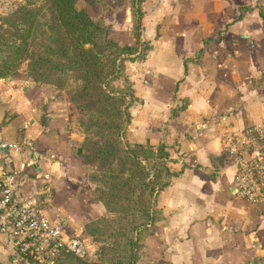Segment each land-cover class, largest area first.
Segmentation results:
<instances>
[{
    "label": "crops",
    "instance_id": "1",
    "mask_svg": "<svg viewBox=\"0 0 264 264\" xmlns=\"http://www.w3.org/2000/svg\"><path fill=\"white\" fill-rule=\"evenodd\" d=\"M261 6L264 0L140 2L139 38L151 48L127 64L128 138L165 143L177 172L157 197L163 218L144 239L140 264H264V200L238 195L223 148L226 130L264 121ZM122 14L112 36L134 44L132 13ZM79 116L51 84L24 72L0 78V133L34 143L7 166L30 175L23 191L40 192L52 219L85 235L84 223L104 208L86 194ZM4 258L0 245V264Z\"/></svg>",
    "mask_w": 264,
    "mask_h": 264
},
{
    "label": "trees",
    "instance_id": "2",
    "mask_svg": "<svg viewBox=\"0 0 264 264\" xmlns=\"http://www.w3.org/2000/svg\"><path fill=\"white\" fill-rule=\"evenodd\" d=\"M36 1L25 0L10 13L0 15V78L14 73L21 61L29 58L27 74L37 83L46 75L66 72L78 81L79 88L71 101L90 111L88 125L95 127L98 136L95 156H86L97 159L100 173L96 178L103 183L94 198L108 210L118 212L111 229L114 242L121 238L116 245L102 246L97 262L63 252L56 264H134L139 238L143 241L153 234L156 222L163 218L155 207L156 196L177 174L168 166L165 143L150 146L124 140L130 117L127 106L134 93L124 74L123 61L125 54H133L137 44L120 43L111 29L79 7L77 0ZM141 1L135 2L137 38ZM260 13L264 18V6ZM119 77L126 84L115 85ZM76 152L85 161L83 147L77 146ZM84 224L86 231L95 233L88 228L89 223ZM94 228L99 227L94 224Z\"/></svg>",
    "mask_w": 264,
    "mask_h": 264
},
{
    "label": "built area",
    "instance_id": "3",
    "mask_svg": "<svg viewBox=\"0 0 264 264\" xmlns=\"http://www.w3.org/2000/svg\"><path fill=\"white\" fill-rule=\"evenodd\" d=\"M31 139H8L0 133V245L3 264H56L63 252L84 257L90 245L80 233H69L52 219L40 192H25L30 175L23 168H10L7 159L30 150ZM224 152L232 160L237 193L248 202L264 200V121L228 129ZM44 182L49 173L41 174Z\"/></svg>",
    "mask_w": 264,
    "mask_h": 264
},
{
    "label": "rangeland",
    "instance_id": "4",
    "mask_svg": "<svg viewBox=\"0 0 264 264\" xmlns=\"http://www.w3.org/2000/svg\"><path fill=\"white\" fill-rule=\"evenodd\" d=\"M43 1L44 0L36 1L35 4L43 3ZM88 1L90 0H77V5L79 7L86 8V10L95 19H99L103 21V23L107 25L110 29L113 23H119L123 20L122 13H124V10L131 11L132 13L131 27H132V32L134 33V36H135V32H136L135 25H136V19L138 18V10L135 6L136 0H92L90 1L91 3H89ZM24 2L25 0H0V15H5V14L10 13L20 3H24ZM138 7L140 9V2H139ZM134 44H137V48L134 50V52H132L133 54H129V55L125 54L126 57H125V60L123 61L124 74L127 77L131 85L133 82L127 73L128 62L136 58H139V57H144L145 55L142 56V54L148 53V51L151 48V45L148 44L147 41L141 40L139 37L137 38L136 36H135ZM147 47H149V49L146 50ZM128 57H132V58L130 59ZM28 61H29V58H24L21 61V63L18 65L14 73L24 72L26 76H28L27 74ZM28 77L32 79L31 76H28ZM123 80H124L123 77H119L118 79L114 80V84L120 85V86L126 84V82H124ZM44 83L55 86L57 89H59V93L61 94L63 93L67 96L69 101H71V97L74 96V93L79 88V83L76 79L72 77L71 72L46 75L40 84H44ZM77 108L79 109V115H80L77 121V124H78V128L82 135L79 146L83 147V153L85 156V161H83L82 159L81 161L87 170L85 173V178H86L85 182H87L85 185V188H88L86 194L88 198H90L91 201L101 203L104 208L103 211L99 215L90 219L89 221H86L87 223L90 224L88 228L94 230L95 233L93 232L90 233L89 231H86L85 227H83L84 232H86L85 237L90 245V248H89V253L86 256L81 257L80 259L84 261L97 262L100 258L99 253H100V249L102 246L116 245L118 241L121 239V238H118L117 241L114 242L115 237L114 235H112L113 231L111 229V226L113 225L112 220L117 218L118 212L108 210L101 201H98L94 198L96 195V190L99 187H103V183L100 182L98 178H96V176L99 175L100 173L98 172V168H97V159L86 158V156L87 155L95 156L94 142L95 140L98 139V136L95 133V127L90 124L88 125L89 119L91 117L90 111L86 109L85 107L77 106ZM127 111H128V106H127ZM127 123L125 124L124 140L130 143H142V142H136V141L129 140L128 131H127ZM159 143H163V142H159ZM142 144L150 145V146L158 145V144H151V143H142ZM148 161H151V160L149 159ZM160 193L161 191L159 192V194ZM158 195L156 196V200H157ZM94 224L95 226L99 228H94ZM148 227L151 228V226H148ZM141 239L142 237L139 238V240ZM139 240H138V246L136 247L137 257L135 259L134 264H140L139 263L140 253L144 245V240L143 241L141 240V244H139L140 243ZM59 264H62V263H59ZM65 264H68V262H65Z\"/></svg>",
    "mask_w": 264,
    "mask_h": 264
},
{
    "label": "water",
    "instance_id": "5",
    "mask_svg": "<svg viewBox=\"0 0 264 264\" xmlns=\"http://www.w3.org/2000/svg\"><path fill=\"white\" fill-rule=\"evenodd\" d=\"M9 160H10V158L7 159V161H9Z\"/></svg>",
    "mask_w": 264,
    "mask_h": 264
}]
</instances>
